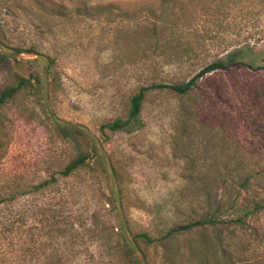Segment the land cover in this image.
Listing matches in <instances>:
<instances>
[{
	"label": "rangeland",
	"instance_id": "1",
	"mask_svg": "<svg viewBox=\"0 0 264 264\" xmlns=\"http://www.w3.org/2000/svg\"><path fill=\"white\" fill-rule=\"evenodd\" d=\"M42 1L62 3L61 15L43 14L34 0H0V20L14 44L34 41L32 48L54 58L48 69L52 108L101 139L146 264H264V210L244 225L171 229L212 214L218 204L258 199L257 187L244 191L241 177L246 167L264 170L263 68L237 63L214 70L185 94L148 90L133 130L101 127L127 117L140 86L186 81L234 49L264 64V0ZM96 5L103 8L92 10L91 18L85 9ZM166 6L176 15L159 18L161 7L169 13ZM31 20L41 27L24 30ZM161 21L162 27L176 22L178 31L152 34V23ZM154 38L163 44L147 48ZM41 69L38 58L18 65L0 58V88L17 73L41 78ZM90 140L63 136L41 90L24 88L0 108V196L15 193L0 207V219L14 218L13 230L0 234V264H134L117 234L116 207L107 200L112 191L104 161ZM80 153H88L87 164L61 175ZM51 177L55 181L44 190L29 191ZM103 224L114 227L106 245L92 235ZM48 229L64 232L53 242Z\"/></svg>",
	"mask_w": 264,
	"mask_h": 264
},
{
	"label": "trees",
	"instance_id": "2",
	"mask_svg": "<svg viewBox=\"0 0 264 264\" xmlns=\"http://www.w3.org/2000/svg\"><path fill=\"white\" fill-rule=\"evenodd\" d=\"M36 5L39 7V10L41 12L47 13L49 11L51 12H57L56 14L61 15V13L58 12L57 8H62L63 4H58L56 7H49L47 4H45L42 0H34ZM103 6H92L90 8H86V11H89L90 13H86L88 16L91 18H95V13L97 12L96 9H102ZM174 6H166L165 10L168 11L163 13V8L161 7L159 10L162 13H159V18L162 16H168V15H176L174 13ZM94 10V12L92 11ZM150 11H153L150 9ZM61 12V11H60ZM180 12V11H179ZM185 13V11H184ZM94 14V15H93ZM97 14H102V10H100ZM40 15V14H39ZM161 23H152L151 30L152 34H156L158 32H162L164 30H168L169 35L176 33L178 31L179 25L174 22V23H169L165 24V27H162ZM40 23V21H39ZM35 24L30 21V23H27L23 29L25 30L27 26H35L37 28H40L41 25ZM40 26V27H39ZM0 39L6 43L7 45H11L17 48H25V45H29L30 48L34 47V45H37L34 41L26 42V41H19L18 44H14L12 42V39L8 36L6 29L4 27V24L0 20ZM160 43L163 44V42H160L159 39L154 38L150 41L148 44L149 49L156 50L158 47H160ZM0 58L1 59H9L15 65H18L20 63L24 62H31L36 60L35 57L31 56L30 58H23L21 56H8L3 53H0ZM244 54L242 53L241 49H234L226 54V56L222 59H217L216 61H213L203 67L198 73L193 75L191 78H189L186 81L182 82H176V83H171V84H164V83H149L147 85H142L140 86L136 92L131 96L130 102H129V109H128V114L125 119H122L120 117H116L113 120L107 121L106 123L102 124V128H108L111 132H117V131H126L130 132L133 130L138 122V117L140 114V111L142 109V102L145 98V94L148 90L152 89H169L172 90L176 93L180 94H185L188 91H190L196 84V81L200 79L204 74L213 72L214 70H228L229 68L233 67L235 64L239 63L242 65H247L252 68H263L264 69V64L262 65H255L252 61H246L243 59ZM50 62L53 63L54 58H50ZM32 88V89H37L38 91L41 90V78H39L38 75H29L28 77H25L23 74L17 73L14 80L12 83L7 84L0 88V108L3 107L8 101L12 100L18 92H20L24 88ZM49 88V84H48ZM55 124V123H54ZM56 128L63 134V136H69L72 135L73 133H79L80 135L89 138L82 130L77 129V128H66V127H61L56 125ZM90 139V138H89ZM91 141V140H90ZM93 143V142H92ZM92 151L94 154L99 156L98 150L96 149L94 143L92 144ZM251 156H253V152L249 153ZM88 153H80L76 158L70 160L68 163L65 164V166L59 171L61 175L63 176H68L78 168L82 167L83 165L87 164V159H88ZM245 170V175L244 177H241V187L243 188L244 191H248L251 186H255L258 189L259 196L258 199H252L250 202L243 204L242 206H239V202L232 201L231 203H228V205L224 206L222 204H218L215 211L210 214V215H204L201 216L197 219L190 220L186 223H181L173 226L171 229L174 232H182V231H188L190 229H193L195 227H205L206 225H216L217 223H222V222H227L231 221L234 223H239L244 225L246 223V218L252 214L258 213L262 210H264V170L261 169H254V168H244ZM55 181L54 177H51L49 179H44L34 185H32L29 189L30 192L33 193H38L48 186H50L53 182ZM120 191V189H119ZM121 195V192H120ZM15 193L10 192L7 193L4 196H0V207L4 204L11 203L14 200ZM108 202L111 204L114 203L113 195L112 197L110 196L109 199H107ZM115 206V203L114 205ZM114 208V207H113ZM228 210H233L240 212L238 213L233 219H223L221 216L224 214V211ZM56 217V216H54ZM1 218V217H0ZM53 226L56 224L55 222L52 221L51 223ZM14 228V218L9 216L0 219V234L4 232H11ZM110 229H114V227L103 224L100 229H93L92 235L97 237L98 239L103 238L105 241V245L110 242V236L111 232L109 231ZM58 232V233H57ZM63 230L61 229H48V234L50 235L51 239H53L55 242V238L57 237L56 235L58 234H63ZM132 233V232H131ZM118 235H120L123 245L126 248V251L128 254H130L133 258V263L138 264L135 253L131 246L128 244L126 239L124 238L121 227H118ZM134 239L137 242V236L133 234ZM53 246L55 247V254L58 250L57 243H53Z\"/></svg>",
	"mask_w": 264,
	"mask_h": 264
},
{
	"label": "water",
	"instance_id": "3",
	"mask_svg": "<svg viewBox=\"0 0 264 264\" xmlns=\"http://www.w3.org/2000/svg\"><path fill=\"white\" fill-rule=\"evenodd\" d=\"M0 52L8 56L31 55L35 58L40 59L41 65H42V69H41L42 98H43L45 110L49 118L52 120L53 123H55L58 126L66 127V128H77V129L82 130L94 143L106 167V171H107V174L110 180L111 191H112V195H113L122 234L124 238L126 239V241L128 242V244L133 249L136 255L138 264H146L145 254L143 253L142 249L140 248V246L134 239L128 227L123 205H122L121 195H120V191H119V187H118V183H117V179H116V175L114 171V167L103 146L101 139L87 125L81 122H73V121L62 119L54 112L52 108L50 97H49V88H48V69H49V64H50L49 56L46 53L36 50L34 48H17L11 45H7L1 39H0Z\"/></svg>",
	"mask_w": 264,
	"mask_h": 264
}]
</instances>
